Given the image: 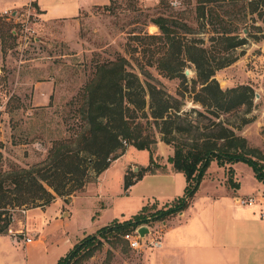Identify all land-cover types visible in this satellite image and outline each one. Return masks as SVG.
Here are the masks:
<instances>
[{
  "label": "rangeland",
  "instance_id": "1",
  "mask_svg": "<svg viewBox=\"0 0 264 264\" xmlns=\"http://www.w3.org/2000/svg\"><path fill=\"white\" fill-rule=\"evenodd\" d=\"M41 1L49 8L47 18H54L70 15L75 4L81 3L86 7L105 0ZM209 1L204 4L213 9L211 24H204L208 15L198 19L197 0H109L108 4L96 5L90 12L81 13L80 29L76 34L69 23L45 27L39 21L33 4L18 9L17 17L20 16V19L3 16L5 23L0 22V172L31 167L47 156L55 139L67 137V128L75 121L72 120L74 107L71 105L74 97L92 77L98 64L120 56L127 59V69L137 73L141 80H145V75L141 73V67H144L152 76L147 80L181 98L184 102L182 111L188 112L190 120H198L201 124L209 120L217 121L215 115L192 101L193 65L187 61L184 66V71H189L185 83L179 75L167 76L157 68L156 63L163 49L162 44L135 38L134 35L143 37L158 33V28L152 23L158 15L168 16L185 39L195 38L198 45L206 47L208 53L215 57H221L223 44L213 38L217 37L212 32L213 28L235 27L232 33L245 39L241 47L224 52L225 55H233L235 60L216 70L215 78L223 89L239 85L252 87L253 103L248 112L243 106L222 113L219 118L234 126L236 134L245 137L250 146L264 151V6L259 5L255 9L248 5V0ZM182 23L191 29L185 32ZM211 61L214 63L217 59ZM193 108L201 110L202 116L197 115ZM242 117L248 122L243 124ZM237 125L240 128H235ZM172 153L170 146L158 141L152 150L153 165L147 150L127 147L125 154L113 161L96 179L89 181L82 192L73 195L68 203L63 202L59 212L61 219L52 220L46 227L48 240L69 238L74 242L83 235L77 241L80 242L82 238L94 234L100 239L101 234H96L98 228L114 220L123 222L131 218L145 204L149 207L144 215L172 204L183 193L178 186L181 179L185 184L181 172L174 171L175 177L167 173L173 171L168 162ZM231 166L239 182V196L264 195V181L256 178L249 163L236 161ZM141 169L153 172L146 173L149 175L132 189L124 190V174L132 177ZM227 169L228 165L212 160L195 195L225 189L228 186ZM6 193L9 198H14V194ZM6 207L8 210L5 212L11 215L7 233H15V227L22 226L26 210L46 208L32 207L29 203ZM173 216L166 219L169 220L167 227L175 228L180 224V216ZM162 222L150 218L147 224H143L150 227L154 234H161V248H149L144 242L143 249L133 250L123 238L115 245L109 243L112 238H101L100 249L80 264H162L160 258L166 255L159 257V254L165 248L164 239L173 236L172 231L163 232ZM31 236L32 239L33 234ZM4 240L0 243V254L1 251L12 250L10 239ZM17 247L14 257L18 260H23L27 251L37 249L32 244L26 248ZM168 264H180V261L173 258Z\"/></svg>",
  "mask_w": 264,
  "mask_h": 264
},
{
  "label": "trees",
  "instance_id": "2",
  "mask_svg": "<svg viewBox=\"0 0 264 264\" xmlns=\"http://www.w3.org/2000/svg\"><path fill=\"white\" fill-rule=\"evenodd\" d=\"M206 2L210 1L197 0L198 19L208 15L204 24H211L213 9L206 7ZM248 5L256 9L259 5L264 6V0H248ZM0 22L5 23L1 15ZM152 23L158 28V33L143 37L134 35L135 38L153 43L159 41L163 49L156 59L157 68L170 77L179 75L183 83L187 81L184 66L190 62L195 71V79L191 80L192 101L218 120L203 124L190 120L188 112L182 111L184 102L181 98L147 80L152 76L144 67H141V73L145 80H141L137 73L127 69L125 57L98 64L92 77L71 102L74 107L72 120L75 121L67 128L69 135L55 139L47 156L31 167L0 172V234L7 233L11 223V215L5 212L8 210L6 206L14 208L29 203L32 207L43 208L57 196L68 203L73 195L83 191L89 181L96 179L122 156L129 146L147 150L153 165L152 150L157 142L170 146L173 153L168 162L173 172H181L185 178L183 193L172 204L150 215H144L149 207L145 204L131 218L123 222L114 220L98 228L96 234H101L100 239L95 234L80 239L55 264H80L100 249L101 238H112L109 243L115 245L125 233L147 224L150 218L165 221L185 210L212 160L228 165L227 185L230 187H239L231 166L236 161L249 163L256 178L264 181V151L250 146L245 137L236 134L234 126L219 118L220 114L243 106L248 112L253 103L252 87L239 85L223 89L215 78L216 70L235 60L233 55H225L224 52L241 47L245 39L232 33L235 27L213 28L212 32L217 36L213 38L223 44L221 57H215L208 53L206 47L198 45L195 38L185 39L168 16L158 15ZM182 27L185 32L191 29L186 23H182ZM216 59L212 63L211 60ZM193 111L200 116L203 114L198 109L193 108ZM241 121L245 124L248 119L242 117ZM235 128H240V125ZM151 172L141 169L132 177L125 174L124 190ZM6 192L14 194V198H9Z\"/></svg>",
  "mask_w": 264,
  "mask_h": 264
},
{
  "label": "crops",
  "instance_id": "3",
  "mask_svg": "<svg viewBox=\"0 0 264 264\" xmlns=\"http://www.w3.org/2000/svg\"><path fill=\"white\" fill-rule=\"evenodd\" d=\"M108 3L109 0H105L102 3L88 4L86 7L78 3L71 8L72 12L68 16L47 18L49 8L41 0L27 2L0 0V13L11 9V14L14 16L18 14L20 7L33 4L39 21L45 27L51 26L50 24L58 23L63 26L69 23L73 33L76 34L80 29L79 16L82 12H90L93 6ZM17 19H20V16ZM167 173L173 177L176 175L173 171ZM147 175L149 174H144L129 188L132 189ZM234 180L238 182L235 176ZM178 186L184 189L185 184L182 179ZM237 189L226 186L219 192H208L201 195L202 197L197 194L185 210L174 215L180 216L179 225L175 228L167 227L169 220L163 221V232L167 234L172 231L173 236L164 239L165 248L160 252L159 257L166 256L160 258L161 263L168 264L174 258L180 261V264H264V212H262L264 195H254L257 198L254 205L259 207L257 210L254 205H252L253 208L236 204L235 197L239 196ZM63 202V198L57 197L44 210L35 208L26 210L23 224L15 227L17 229L15 233L0 234V243L5 241L4 238H9L12 248V250L1 251L0 264H55L60 257L64 256L83 235L74 242L69 238L48 240L46 227L52 220L61 219L59 212ZM69 215L68 211L67 217ZM32 234L31 241L24 242V238H30ZM31 244L34 245V249L36 247L37 249L24 253L23 260L15 259L14 252L17 246L26 248Z\"/></svg>",
  "mask_w": 264,
  "mask_h": 264
},
{
  "label": "built area",
  "instance_id": "4",
  "mask_svg": "<svg viewBox=\"0 0 264 264\" xmlns=\"http://www.w3.org/2000/svg\"><path fill=\"white\" fill-rule=\"evenodd\" d=\"M158 1V0H155ZM12 11L11 9L3 11L1 16H7L8 17H17V15L12 16ZM9 19V18H8ZM28 20V17H27ZM257 198L254 195H249V196H237L235 197V202L236 204L240 206H252L256 203ZM262 215V214H261ZM141 226V225H140ZM148 227V226H147ZM138 227H136L133 231L129 233H125L123 235V239L126 241L128 246L133 249V250H141L143 249V243L145 242V246L152 248V249H159L162 246V241H161V234L153 233L152 229L148 227V232L144 236H140L138 233ZM31 238H24V242H30Z\"/></svg>",
  "mask_w": 264,
  "mask_h": 264
},
{
  "label": "water",
  "instance_id": "5",
  "mask_svg": "<svg viewBox=\"0 0 264 264\" xmlns=\"http://www.w3.org/2000/svg\"><path fill=\"white\" fill-rule=\"evenodd\" d=\"M184 74L187 76L189 74V71L185 70ZM147 232H148V227L146 225L139 226L138 233L140 236H144L145 234H147Z\"/></svg>",
  "mask_w": 264,
  "mask_h": 264
}]
</instances>
